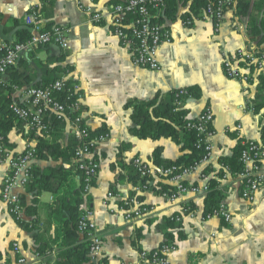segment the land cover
I'll return each instance as SVG.
<instances>
[{"label": "crops", "instance_id": "0c3cea01", "mask_svg": "<svg viewBox=\"0 0 264 264\" xmlns=\"http://www.w3.org/2000/svg\"><path fill=\"white\" fill-rule=\"evenodd\" d=\"M113 1L0 0L3 42L14 41L15 21L24 22L25 16L32 12L39 13L46 26L71 29L68 50L50 46L34 52L25 64L18 66V71L26 70L34 77V83L44 79L45 69L54 70L53 76L74 81L84 123L90 131L107 129V138L94 153L100 164L99 175L84 205V209L93 213L95 231L103 243V258L108 264H135L142 251H153L171 242L177 249L169 256V264H264V182L253 202L248 203L241 197L243 186L236 175L231 173L223 179L225 167L220 162L221 158L233 155L240 138L264 145V107L259 113L253 110L263 101L259 98L257 74L250 75L248 69L241 67L242 78L249 77L245 81L228 77L224 70L226 57L233 58L239 51L255 45L247 30V20L235 17L229 10L220 27L213 19L204 18L193 20L192 24L182 18L165 22L173 32V43L161 48L162 70L151 71L135 66L129 50L112 33L109 14L116 4ZM95 15L102 16L99 22L93 20ZM5 77L9 79L8 74ZM188 87H199L201 91L200 98L184 103L188 117L195 119L207 108L214 115L215 149L210 161L199 165L185 179V184L202 185L204 173L210 175L209 181L221 179L218 182L223 192L222 203L232 214L231 222L216 217L205 219L204 196L187 195L177 201L166 198L161 187L175 185L159 173L153 156L159 149L165 166L182 155V145L165 138L140 140L132 132V110L126 107L129 103L148 102L158 95L164 100L169 92ZM66 124L63 144L75 136L70 122ZM28 132L25 126V135ZM8 139L11 147H6L16 154L36 145L15 130ZM139 158L153 167L151 185L140 195L153 213L129 221L119 207L135 193L136 185L129 180L127 167ZM55 164L35 159L33 166L45 168ZM9 171L10 165L0 149V254L4 261L16 260L13 246L20 243L31 263L36 259L32 235L17 223L2 198ZM25 190L18 189L16 193L21 195ZM109 192L117 198L108 200ZM32 201V196H28L27 204ZM51 201L50 193L40 196L42 219L47 217ZM188 203L199 214L180 222L172 220L182 216ZM22 217L30 221L25 214Z\"/></svg>", "mask_w": 264, "mask_h": 264}, {"label": "built area", "instance_id": "2783aa9c", "mask_svg": "<svg viewBox=\"0 0 264 264\" xmlns=\"http://www.w3.org/2000/svg\"><path fill=\"white\" fill-rule=\"evenodd\" d=\"M168 0H121L111 7L109 14V23L112 33L117 37L122 46L129 50L132 62L135 66L151 71L162 70L160 62V51L165 45L173 43V32L166 23L158 22V18L162 15V11L166 7ZM231 1H223L215 10L210 6L204 13V19H213L217 27H220L225 19L228 7ZM186 8H182V13L186 12ZM227 10V11H226ZM101 15H95L93 20L99 22ZM25 26L31 30V38L26 42L17 43L15 45L3 44L5 55L0 59V79L4 78L8 71L16 67L18 63L28 55L32 50L42 46H56L63 50L70 48L71 29L53 26L46 29L43 19L39 13L32 12L24 18ZM187 24H192V20H188ZM249 49L239 51L235 57H226L224 61V70L228 77L239 79L242 78L243 70L239 65L240 61H248L257 67L258 73H264V51L260 55L257 45L252 42ZM264 50V44L259 47ZM245 81L248 76L242 78ZM66 79L55 82L47 88L26 87L16 89L14 101L11 109L18 121L25 123L28 129L36 130L37 134L48 131L45 123L47 116H55L57 119L70 122L73 132L78 141L76 157L73 164L85 177V194L88 195L93 188L95 181L99 175L100 164L94 158V153L98 145L103 142L107 136L100 138H90L91 131L84 123L83 114L80 112V98L78 96V87L74 85L72 91L66 89ZM70 94L66 101L60 102L59 97L55 96V91L66 92ZM75 97V101H69ZM179 105H183L180 102ZM80 112L74 120L69 115ZM214 115L210 109H205L197 118V123L190 124L189 127L195 129L201 139L199 143L205 146L206 156L202 163L210 161L212 153L215 149L213 143L215 131L213 129ZM245 149L241 156L242 171L236 174L243 186L241 197L248 203H252L256 194L259 192L264 182V145L257 141H245ZM0 149L4 153L10 165V171L5 177L2 190L3 201L9 206L11 214L21 218L24 214L20 205V195L16 193L18 189H26L30 179L31 170L35 161V146L30 147L25 153L16 154L9 151L3 143V137L0 136ZM185 169L176 172V167H159V173L173 183L174 190L163 195L170 201H177L182 196L200 195L206 196L209 191V174H202V185L189 186L185 184V179L190 176L196 168ZM133 166L139 174L140 181L134 188V194L126 199L119 207L120 212L129 221L140 220L149 217L153 213V209L148 207L141 199L140 195L151 185V181L142 183L153 175V167L144 162L142 159H135ZM224 178L227 179L231 175L228 167H225ZM218 179V178H217ZM221 179H218V181ZM117 196L113 192L108 193V200L116 199ZM199 213L191 208L184 209L182 216L175 217L174 221H182L186 217L195 218ZM185 216V217H184ZM224 219L231 222L232 214L227 211L226 206L221 203L219 209L205 219L210 218ZM79 222V233L81 236L89 240V259L92 264H105L103 258V243L95 231L93 222V213L84 209L81 213ZM177 246L174 243L166 242L161 247L153 251H142L140 260L135 264H169V256L174 253ZM13 253L16 257L15 264H31L26 259L20 243H15ZM38 264H47L46 260L39 261Z\"/></svg>", "mask_w": 264, "mask_h": 264}, {"label": "trees", "instance_id": "16d2710c", "mask_svg": "<svg viewBox=\"0 0 264 264\" xmlns=\"http://www.w3.org/2000/svg\"><path fill=\"white\" fill-rule=\"evenodd\" d=\"M121 0H115L112 3H118ZM227 0H168L162 15L158 22L176 21L182 18L184 22L188 20H203L204 13L212 6L217 9L219 4ZM228 7L235 17L247 20V30L251 41L258 46L264 44V0H230ZM182 8L186 12L180 13ZM227 11V10H226ZM228 12V11H227ZM2 16L0 15V22ZM51 26L47 25L46 29ZM31 38V30L25 26L23 20L15 21L14 41H1L0 39V59L5 55V49L2 45H15L26 42ZM50 47L42 46L32 50L26 55L16 67L8 71L9 79L6 77L0 79V136L3 137L5 146L9 145L8 135L12 131H18L24 134L29 141H35V158L40 161H54L56 164L41 168L33 166L31 170V179L26 186V190L20 195V205L24 214L30 220L12 214L17 223L24 231L31 233L35 245V261L31 264H38L39 261H47V264H92L89 259V240L79 233V222L84 205L87 201L85 194V177L73 164L76 157L78 141L76 136L70 138L67 144H63L62 138L66 127V122L57 119L55 116H47L45 123L48 131L37 134L36 130L29 129L25 135V123L18 121L11 109L14 101L16 89L35 87L47 88L55 82L61 80L60 75H52L46 71L44 79L34 83V77L25 71H18V66L25 64L27 57L34 52ZM260 55L263 51L258 48ZM239 65L250 71V75L257 74L259 82V98L263 101L253 107L255 113H259L264 107V73H258L257 67L248 61H240ZM50 72V77L47 76ZM255 76V75H254ZM251 81V79H250ZM66 89H73L76 84L74 81L66 80ZM55 91V96L59 97L60 102L66 101L70 92ZM201 91L199 87H188L169 92L164 100L158 95L155 99L148 102L134 101L126 107L131 109V119L134 123L132 128L133 134L140 140L159 141L163 138L172 139L175 143L181 144L182 155L174 162L163 166L160 150L154 153V164L158 167H176V172L185 169L195 168L206 156L205 146L199 143L201 136L195 129L189 127L190 124L197 123L196 118H189L188 111L183 107L184 103L191 98H200ZM73 97L69 103L75 101ZM183 102V105H179ZM81 112V111H80ZM69 115L74 120L80 113ZM90 138H100L107 136L106 128L91 131ZM262 139L264 140V127L262 129ZM244 140L239 139L234 149L233 155L221 158L220 162L223 167H228L233 175L242 171L241 156L245 149ZM129 180L136 185L140 181L139 174L133 166L128 165ZM205 171H208L206 169ZM148 178L142 180V183L151 180ZM96 184V181L95 183ZM174 188L162 186L161 193L170 194ZM52 194V201L47 206V217L42 219L39 215L41 209L40 196L43 193ZM28 196H32V204H27ZM223 192L219 182L216 180L209 181V191L204 198L205 217L214 214L222 203ZM187 208L196 210L191 203L186 205ZM173 223V222H172ZM82 238V239H81ZM0 254V264H14L11 260H3ZM105 264H108L104 259Z\"/></svg>", "mask_w": 264, "mask_h": 264}]
</instances>
